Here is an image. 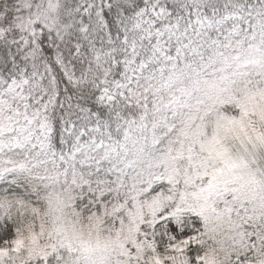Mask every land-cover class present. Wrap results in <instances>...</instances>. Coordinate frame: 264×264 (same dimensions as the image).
<instances>
[{"label": "snow or ice", "instance_id": "6c2138e0", "mask_svg": "<svg viewBox=\"0 0 264 264\" xmlns=\"http://www.w3.org/2000/svg\"><path fill=\"white\" fill-rule=\"evenodd\" d=\"M0 264H264V0H0Z\"/></svg>", "mask_w": 264, "mask_h": 264}]
</instances>
